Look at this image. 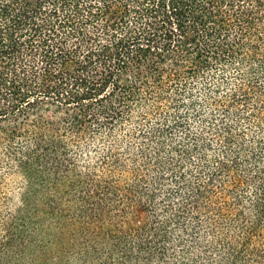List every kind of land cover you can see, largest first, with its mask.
<instances>
[{
    "label": "trees",
    "instance_id": "1",
    "mask_svg": "<svg viewBox=\"0 0 264 264\" xmlns=\"http://www.w3.org/2000/svg\"><path fill=\"white\" fill-rule=\"evenodd\" d=\"M0 264H264V0H0Z\"/></svg>",
    "mask_w": 264,
    "mask_h": 264
}]
</instances>
